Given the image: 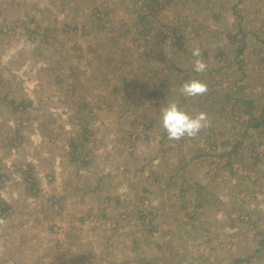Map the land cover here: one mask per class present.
I'll return each instance as SVG.
<instances>
[{"label":"rangeland","instance_id":"obj_1","mask_svg":"<svg viewBox=\"0 0 264 264\" xmlns=\"http://www.w3.org/2000/svg\"><path fill=\"white\" fill-rule=\"evenodd\" d=\"M0 68V264H264V0H0Z\"/></svg>","mask_w":264,"mask_h":264},{"label":"trees","instance_id":"obj_2","mask_svg":"<svg viewBox=\"0 0 264 264\" xmlns=\"http://www.w3.org/2000/svg\"><path fill=\"white\" fill-rule=\"evenodd\" d=\"M209 95H211V93H210ZM214 95H215V92H213V94H212L210 97H213ZM239 101H241V99H235V104H237ZM246 104H249V105H250L251 102H247ZM234 107H236V105H235ZM234 107H233V108H234ZM247 116H248V117H247ZM263 122H264V119H263V121L261 122V121L258 119V117H255V116H253L251 113L247 112V114H246V119H245V124H246L249 128L257 129L258 127H260V126L263 124ZM147 123H148L149 127H152V126H151V124H152V121H151V120H149ZM170 128L173 130V132H174L175 135L181 134L180 129H179L177 126L172 125ZM144 129L146 130L147 128L144 127ZM167 135H168V132H167V131L164 132V134H163V138H164L165 136H167ZM235 146H236V149H237L238 145H235Z\"/></svg>","mask_w":264,"mask_h":264},{"label":"crops","instance_id":"obj_3","mask_svg":"<svg viewBox=\"0 0 264 264\" xmlns=\"http://www.w3.org/2000/svg\"><path fill=\"white\" fill-rule=\"evenodd\" d=\"M2 68H4V65L2 66ZM2 68H0V69H2ZM2 72H4V70H1L0 71V74H2ZM238 262V261H237Z\"/></svg>","mask_w":264,"mask_h":264}]
</instances>
